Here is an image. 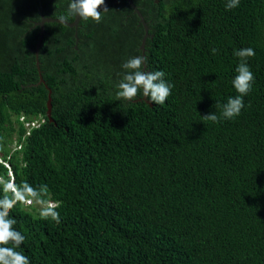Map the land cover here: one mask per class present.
<instances>
[{
  "label": "trees",
  "instance_id": "trees-1",
  "mask_svg": "<svg viewBox=\"0 0 264 264\" xmlns=\"http://www.w3.org/2000/svg\"><path fill=\"white\" fill-rule=\"evenodd\" d=\"M132 1L144 51L127 0H105L77 41L44 23L39 82L33 23L69 0H0V176L47 185L60 205L59 224L39 205L12 209L18 250L31 264H264V0ZM248 47L241 114L202 120L238 94L233 52ZM140 55L172 85L163 105L116 99L122 64Z\"/></svg>",
  "mask_w": 264,
  "mask_h": 264
},
{
  "label": "clouds",
  "instance_id": "clouds-1",
  "mask_svg": "<svg viewBox=\"0 0 264 264\" xmlns=\"http://www.w3.org/2000/svg\"><path fill=\"white\" fill-rule=\"evenodd\" d=\"M240 0H228V10L239 7ZM109 9L105 0H69L64 14L56 17L59 24L68 26L70 20L89 21L99 24L103 22V12ZM215 55L218 49H211ZM233 55L239 59L236 67L237 75L232 80V85L238 93L229 97L223 105H217L221 109L219 115L216 112L202 116V120L219 123L221 120H232L241 114L245 107L244 97L247 96L254 84L255 77L250 70L249 59L255 56L251 48L234 50ZM147 56L140 55L129 58L122 64L124 73L118 82L116 92L117 101L133 102L139 96H143L152 104L163 105L171 95L172 85L165 80L163 71H145ZM0 264H31L29 258L24 255L21 248L26 237L16 229V220L10 216L12 209L18 204L25 206L39 205V216L44 220H52L59 224L60 213L58 202L51 201L47 185L39 188L33 187L26 181L17 184L15 178L9 173L8 178L0 176Z\"/></svg>",
  "mask_w": 264,
  "mask_h": 264
},
{
  "label": "water",
  "instance_id": "water-1",
  "mask_svg": "<svg viewBox=\"0 0 264 264\" xmlns=\"http://www.w3.org/2000/svg\"><path fill=\"white\" fill-rule=\"evenodd\" d=\"M155 1H157V0H155ZM127 2L131 6V8L133 10V13H135L139 17V22L144 27V35H143L142 43H141V49H142V51H144L145 40H146V37L149 36V34H148V25H147V23H146V21L144 19V16L140 12L138 6L135 5L132 0H127ZM79 21H80L79 17H77L76 20L69 21V24H68L69 27H74V29H75L74 35L76 37V41L78 40V38H77V27H78ZM45 22H56V23H59L58 20L56 19V17H49V16H43V15L41 16L39 21H35L33 23V25H38L40 27L39 36L37 37L36 46L34 48L36 66H37V69L39 71V82H43L44 81L43 78H42L40 69H39L38 51H39V46H40V43H41L42 36L44 34V23ZM50 94H51V90L49 89V91H48V99H47V115L49 117H50V111H51V97H50Z\"/></svg>",
  "mask_w": 264,
  "mask_h": 264
},
{
  "label": "built area",
  "instance_id": "built-area-1",
  "mask_svg": "<svg viewBox=\"0 0 264 264\" xmlns=\"http://www.w3.org/2000/svg\"><path fill=\"white\" fill-rule=\"evenodd\" d=\"M20 119L23 120V117H20ZM40 121L42 122L43 121V118H41V120H39V122ZM39 122L37 120L25 121L24 122V126L26 127V133L25 134H28L30 127L37 125Z\"/></svg>",
  "mask_w": 264,
  "mask_h": 264
},
{
  "label": "rangeland",
  "instance_id": "rangeland-1",
  "mask_svg": "<svg viewBox=\"0 0 264 264\" xmlns=\"http://www.w3.org/2000/svg\"><path fill=\"white\" fill-rule=\"evenodd\" d=\"M38 207H40V206H38Z\"/></svg>",
  "mask_w": 264,
  "mask_h": 264
}]
</instances>
